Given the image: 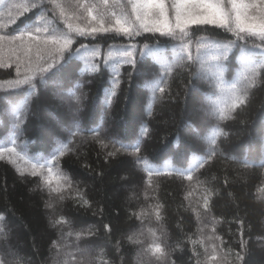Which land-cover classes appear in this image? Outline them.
Instances as JSON below:
<instances>
[{"label":"trees","instance_id":"1","mask_svg":"<svg viewBox=\"0 0 264 264\" xmlns=\"http://www.w3.org/2000/svg\"><path fill=\"white\" fill-rule=\"evenodd\" d=\"M68 3L0 0V37H20L0 42V149H16L0 159V259L204 264L215 246L224 264H237V253L239 264H264L258 37L248 38V56L243 41L211 25L80 35L86 13ZM28 33L72 43L54 59L35 47L14 52L34 43ZM44 60L53 67L33 76ZM25 76L30 83H15Z\"/></svg>","mask_w":264,"mask_h":264},{"label":"snow or ice","instance_id":"2","mask_svg":"<svg viewBox=\"0 0 264 264\" xmlns=\"http://www.w3.org/2000/svg\"><path fill=\"white\" fill-rule=\"evenodd\" d=\"M42 4L43 0H41ZM67 7L72 8L74 14L76 10H82V13H86L84 16V19L87 20L86 26L75 29L80 35L97 36L115 33L131 37L134 34L139 35L144 32L159 33L161 36H174L177 31L187 35V30L192 25H211L231 32L238 40L243 41L242 45H238L242 52L245 49H249V37H258L259 42L253 41L251 49L258 50L260 58L264 59V0H75L74 4L69 0ZM68 27L71 29V24ZM37 32H39V29H37ZM23 35L25 33L22 32L21 36ZM28 35L30 36V41L34 43H29L28 47L25 48L22 41L17 48L13 49L14 52H22L27 56L32 51V48L35 47L36 52L41 54L42 59L44 53L49 58L54 59L55 56L62 54L72 43L66 35L47 38L32 36L30 33ZM5 39L16 41L20 37H0V42ZM0 47H2V44H0ZM251 49L248 50V56L255 55V52L251 51ZM124 55L131 57L132 52L126 51ZM44 63L47 67L38 65L36 68L31 69L33 76L42 75L53 67L52 64L47 63V60H44ZM130 63L134 67L138 66L135 60H131ZM0 67H3L2 63H0ZM17 71L19 72V62ZM31 79L32 77L25 76L23 80H17L15 83L17 85L30 83ZM159 92L164 93L165 88H159ZM245 98V95L238 96L234 101L233 107L237 104L243 105ZM223 115L221 113V116ZM91 131L94 132L93 138L99 137V131L95 129ZM139 151L140 149L137 147L136 152ZM6 152L15 153L16 149H0V159H3ZM60 155H64V152L61 151ZM109 155H112V153H109ZM43 167L44 165L39 166V168ZM33 168L35 170L32 175H37L39 169L36 165H33ZM187 179L191 180L192 177L188 176ZM203 207L205 210H209L207 197L204 199ZM159 218V214H157V219ZM57 223L62 224L64 221L60 220ZM244 247L245 245L242 241L241 248L243 249ZM151 252L156 255L157 259L165 255L164 249L159 244L151 248ZM235 260L239 264L240 261L244 260V257L237 253ZM224 261L225 257L220 255L218 248L214 246L211 252H206L204 264H224ZM0 264H9V262L6 258H3L0 259Z\"/></svg>","mask_w":264,"mask_h":264}]
</instances>
